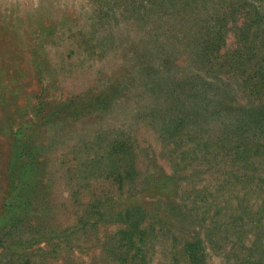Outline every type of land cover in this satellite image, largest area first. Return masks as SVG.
<instances>
[{"label": "rangeland", "instance_id": "1", "mask_svg": "<svg viewBox=\"0 0 264 264\" xmlns=\"http://www.w3.org/2000/svg\"><path fill=\"white\" fill-rule=\"evenodd\" d=\"M240 1L264 8V0ZM170 3L163 10L159 0H0V264H115L125 228L118 204L127 198L144 205L147 264H192L184 245L195 240L199 264H264V135L242 131L255 146L234 158L229 139L240 131L226 135L225 149L206 142L223 134L219 119L172 138L148 112L160 95L150 81L161 57L169 59L162 69L169 84L189 66L181 51L189 27L175 13L180 1ZM143 50L152 57L145 79ZM118 84L107 111L73 120L57 109ZM19 133L23 142L33 134L35 161L16 165L19 195L10 199L7 171ZM116 139L135 151L137 176L122 186L103 161ZM191 146L196 159L181 161ZM113 197L111 209L96 205Z\"/></svg>", "mask_w": 264, "mask_h": 264}, {"label": "trees", "instance_id": "2", "mask_svg": "<svg viewBox=\"0 0 264 264\" xmlns=\"http://www.w3.org/2000/svg\"><path fill=\"white\" fill-rule=\"evenodd\" d=\"M168 1L174 5V2L178 0H159L163 10ZM179 1L180 8L175 12L176 7H173V12L179 14V18L189 27L186 35H183L184 44L181 50L184 54L186 53L189 66L186 67L187 73L184 77L171 76L172 81L169 84L166 73L162 72L169 59L161 57V63L153 67L154 73L150 81L151 85L158 86L160 95L153 94L154 106L149 108L148 112L154 117L156 115L159 117L161 130L171 131L172 138L179 136L188 126L201 130V127L196 125L198 121L219 119L221 129L219 128L218 131H224L223 134L219 133L215 138L213 133H210V139L206 142L211 140L218 144L225 142L224 149L231 142L233 148L229 152L233 153L235 150L234 158L235 156L246 158L249 156V154L244 155L247 147H254L255 144L251 145L250 136L248 138L243 136L242 131H259L264 135V8L240 0ZM162 15L159 13L161 18ZM229 36L233 37V43L230 46L227 44ZM181 51H178L176 56H180ZM148 52L143 50L139 57L141 58L139 69H142L140 76L144 79L146 76H151L148 64L152 61V57ZM167 55L169 54L164 52V57ZM231 86L236 87V93H231ZM120 94V84H118L108 88L92 101L70 104L68 108L67 105L58 104L57 109L62 116L69 114L70 118L76 120L92 111H107L113 99ZM239 131L241 135L238 139L225 141L229 132ZM23 134L16 135L14 151L7 171L10 199H16L19 195L15 194L14 187L18 178L16 165L25 166L27 161L32 165L35 161L31 154L33 134H29L24 142L19 140L24 137ZM126 141L116 139L111 142V146L107 148L109 151L105 155L109 159L103 160L106 164L110 162L107 176L118 179L120 186L126 180H132L137 176L135 151ZM185 154L193 159L197 157L193 146L180 156L181 161H184ZM24 156L27 157L26 161L22 159ZM229 156L232 155L229 154ZM167 180L164 178L163 182L156 185L155 192L165 187ZM19 191H23V188ZM114 198L97 200L96 205L106 210L111 209L110 200ZM118 205L125 208L117 214L123 219L125 228L117 233L120 242L117 239L113 262L115 264H147L145 250L143 252L140 249L145 245L143 239L147 235L146 229L142 230L146 221L144 205L139 199L133 198H127ZM101 216L97 213L94 221ZM184 248L192 264L202 262L203 249L199 241L186 243ZM262 250L264 252V246Z\"/></svg>", "mask_w": 264, "mask_h": 264}]
</instances>
